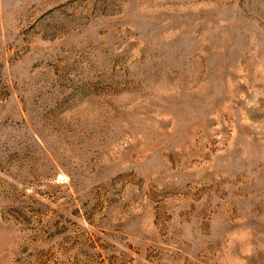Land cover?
Returning <instances> with one entry per match:
<instances>
[{"label": "rangeland", "instance_id": "1", "mask_svg": "<svg viewBox=\"0 0 264 264\" xmlns=\"http://www.w3.org/2000/svg\"><path fill=\"white\" fill-rule=\"evenodd\" d=\"M0 264H264V0H0Z\"/></svg>", "mask_w": 264, "mask_h": 264}]
</instances>
